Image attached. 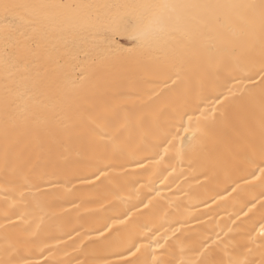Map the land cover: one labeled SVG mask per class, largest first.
Returning <instances> with one entry per match:
<instances>
[{
    "label": "bare ground",
    "instance_id": "1",
    "mask_svg": "<svg viewBox=\"0 0 264 264\" xmlns=\"http://www.w3.org/2000/svg\"><path fill=\"white\" fill-rule=\"evenodd\" d=\"M0 264H264V0H0Z\"/></svg>",
    "mask_w": 264,
    "mask_h": 264
}]
</instances>
